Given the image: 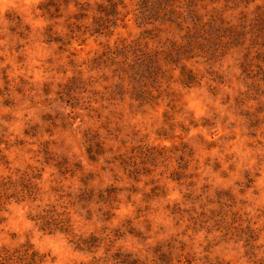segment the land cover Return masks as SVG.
<instances>
[{
  "label": "rangeland",
  "instance_id": "obj_1",
  "mask_svg": "<svg viewBox=\"0 0 264 264\" xmlns=\"http://www.w3.org/2000/svg\"><path fill=\"white\" fill-rule=\"evenodd\" d=\"M1 184L49 264H264V0H0Z\"/></svg>",
  "mask_w": 264,
  "mask_h": 264
},
{
  "label": "trees",
  "instance_id": "obj_2",
  "mask_svg": "<svg viewBox=\"0 0 264 264\" xmlns=\"http://www.w3.org/2000/svg\"><path fill=\"white\" fill-rule=\"evenodd\" d=\"M6 191V184L0 185V206L4 203V199L7 198L1 192ZM6 193V192H5ZM20 197H25L24 192H19ZM5 197V198H4ZM1 211V210H0ZM40 222L42 229H48L54 231L61 226L59 221L52 215H40L36 218ZM3 219L0 218V224ZM63 228H58L61 230ZM64 231H67L66 229ZM1 232V229H0ZM80 243H84L79 240ZM86 243V242H85ZM84 243V244H85ZM79 244V243H78ZM79 247V246H78ZM0 264H49L47 255L40 253L34 248L30 242H25L19 246H1L0 247Z\"/></svg>",
  "mask_w": 264,
  "mask_h": 264
}]
</instances>
